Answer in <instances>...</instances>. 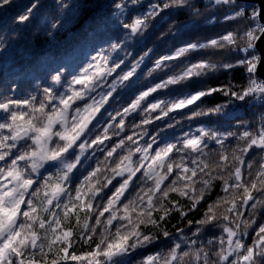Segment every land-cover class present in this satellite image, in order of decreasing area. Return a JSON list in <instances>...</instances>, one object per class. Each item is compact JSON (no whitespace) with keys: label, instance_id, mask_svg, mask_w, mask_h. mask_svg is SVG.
I'll use <instances>...</instances> for the list:
<instances>
[{"label":"snow or ice","instance_id":"snow-or-ice-1","mask_svg":"<svg viewBox=\"0 0 264 264\" xmlns=\"http://www.w3.org/2000/svg\"><path fill=\"white\" fill-rule=\"evenodd\" d=\"M212 4L208 18L216 17V30L198 44H235L239 33L231 28L241 22V11L250 24L259 18L255 28L264 39V0L250 10L240 0ZM203 8V0H148L141 15L128 11L122 30L138 35L146 16L176 20L177 43L188 44L192 30L181 29ZM28 19L19 16L20 23ZM246 35L251 46L255 33ZM185 51L173 44L153 52L159 54L155 67L182 63ZM243 51L235 70L264 77V48L259 56L250 47ZM126 69L123 60L98 53L71 84L61 85L63 94L51 87L31 99L6 95L11 89L0 93V264H128L129 257H139V264H264V113L247 125L200 127L171 140L149 139L147 131L204 96L264 95V79L250 78L239 89L209 88L162 113L158 100L167 72L155 87L146 84L140 96L127 94L113 106L117 78L131 75ZM110 107L98 126L97 113ZM85 137L87 166L80 168L83 160L61 166L58 158L74 155ZM181 147L190 151L181 154ZM250 232L255 236L248 243Z\"/></svg>","mask_w":264,"mask_h":264},{"label":"clouds","instance_id":"clouds-1","mask_svg":"<svg viewBox=\"0 0 264 264\" xmlns=\"http://www.w3.org/2000/svg\"><path fill=\"white\" fill-rule=\"evenodd\" d=\"M235 2L225 0L227 6ZM147 4L148 0H0V93L11 89L6 95L31 99L51 87L63 94L65 87L61 85L71 84L81 67L91 63L98 53L110 61L123 60L127 64L126 71L131 72L127 80L122 78L123 73L117 78L119 95H115L112 101L116 108L127 94L135 92L140 96L144 85L155 87L160 83L156 78L163 72H167L161 88L165 94L158 100L162 113H169L172 105L209 88L235 84L239 89L242 85L247 86L250 78L264 79L255 74L250 76L247 71L235 70L238 59L246 57L245 48L250 47L255 56H259L264 48V39H260L261 33L255 28L260 24L258 17L250 24V17L241 11L237 14L241 22L231 28V31L239 33L236 43L227 45L221 42L215 47H205L197 42L216 30V17L208 18L212 0H203V10L181 29V32L192 30L193 36L188 44L177 43L181 36L177 34L176 20L166 23V18L157 21L154 16H146V23L138 35L128 36L122 30L128 11L135 9L133 16L141 15L142 6ZM240 4L243 9H259L261 0H240ZM21 15L29 17L27 23H20ZM219 23L227 26L223 19ZM248 31L256 36L251 46L246 35ZM173 44L186 49L183 62L157 69L155 64L159 61V54L153 56L152 53L164 51ZM199 62H203L202 65L194 67ZM111 79L105 77V82ZM100 86L97 84L93 91ZM137 89L140 91H135ZM112 111L110 107L104 114L97 113L100 117L98 126ZM262 113L264 95L260 92L249 93L243 100L221 92L201 97L190 109L170 114L167 121H160L155 131H147L152 133L149 139L171 140L173 136L183 137L186 132L200 127L212 130L220 126L234 128L241 123L247 125L258 121ZM140 115L146 116V112L141 111ZM112 131L115 132V128ZM87 140L85 137L84 142L74 146V155L65 153L59 157L61 166L75 165L83 160L80 168H85L91 160V155L84 148ZM57 144L63 147L58 139ZM187 151L190 150L178 149L181 154ZM128 264H139V257H129Z\"/></svg>","mask_w":264,"mask_h":264},{"label":"trees","instance_id":"trees-1","mask_svg":"<svg viewBox=\"0 0 264 264\" xmlns=\"http://www.w3.org/2000/svg\"><path fill=\"white\" fill-rule=\"evenodd\" d=\"M172 223H176V221H172ZM255 236L254 232H250L248 237H245L246 242L251 243V239Z\"/></svg>","mask_w":264,"mask_h":264}]
</instances>
